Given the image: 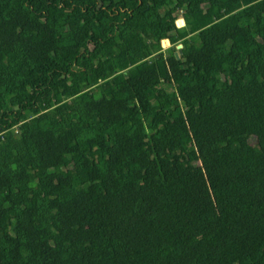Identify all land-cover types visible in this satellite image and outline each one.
I'll list each match as a JSON object with an SVG mask.
<instances>
[{
  "label": "trees",
  "instance_id": "16d2710c",
  "mask_svg": "<svg viewBox=\"0 0 264 264\" xmlns=\"http://www.w3.org/2000/svg\"><path fill=\"white\" fill-rule=\"evenodd\" d=\"M0 264H264V0H0Z\"/></svg>",
  "mask_w": 264,
  "mask_h": 264
},
{
  "label": "water",
  "instance_id": "95a60500",
  "mask_svg": "<svg viewBox=\"0 0 264 264\" xmlns=\"http://www.w3.org/2000/svg\"><path fill=\"white\" fill-rule=\"evenodd\" d=\"M176 25H177V26L184 25V21H183V19H180V21L177 22ZM165 43H167L168 45H170L169 40H166L165 42H162V45L164 46ZM178 48H180V45L178 46ZM176 57H177V58L179 57V54H178V53H176Z\"/></svg>",
  "mask_w": 264,
  "mask_h": 264
},
{
  "label": "rangeland",
  "instance_id": "374dc122",
  "mask_svg": "<svg viewBox=\"0 0 264 264\" xmlns=\"http://www.w3.org/2000/svg\"><path fill=\"white\" fill-rule=\"evenodd\" d=\"M180 21V19L178 20V22ZM165 46L168 47L169 45L167 43H165Z\"/></svg>",
  "mask_w": 264,
  "mask_h": 264
}]
</instances>
